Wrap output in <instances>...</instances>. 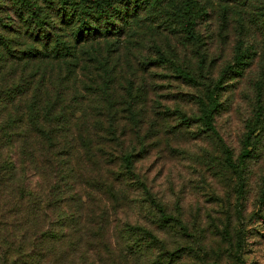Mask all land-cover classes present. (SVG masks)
<instances>
[{
    "label": "trees",
    "instance_id": "16d2710c",
    "mask_svg": "<svg viewBox=\"0 0 264 264\" xmlns=\"http://www.w3.org/2000/svg\"><path fill=\"white\" fill-rule=\"evenodd\" d=\"M157 1L118 0L122 24L113 29L101 20L112 0H0V264L178 263L179 248L160 238L173 218L130 221V189L147 197L135 167L147 119L133 98V71L97 43L154 13ZM213 1L219 36L238 30L236 63L253 49L249 35L264 68V0ZM191 15L180 12L183 33L196 40ZM257 129L241 158L259 155Z\"/></svg>",
    "mask_w": 264,
    "mask_h": 264
},
{
    "label": "rangeland",
    "instance_id": "374dc122",
    "mask_svg": "<svg viewBox=\"0 0 264 264\" xmlns=\"http://www.w3.org/2000/svg\"><path fill=\"white\" fill-rule=\"evenodd\" d=\"M112 6L101 20L117 29L120 3ZM156 6L123 34L97 42L112 64L119 60L116 67L133 71V98L147 119L145 150L135 164L147 197L130 189V221L149 227L159 216L173 218L160 238L166 248H179L177 264H264L263 63L249 35L245 42L253 49L244 64L236 63L238 30L219 36L213 0H158ZM185 8L196 40L183 33ZM253 128L260 130L259 155L243 159Z\"/></svg>",
    "mask_w": 264,
    "mask_h": 264
}]
</instances>
